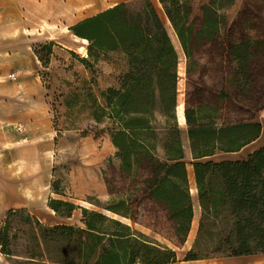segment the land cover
<instances>
[{
    "label": "trees",
    "instance_id": "16d2710c",
    "mask_svg": "<svg viewBox=\"0 0 264 264\" xmlns=\"http://www.w3.org/2000/svg\"><path fill=\"white\" fill-rule=\"evenodd\" d=\"M157 1V3H156ZM135 0L130 8L121 3L71 27L89 41L88 56L121 51L128 69L119 86L101 92L102 102L92 98V116L108 119L111 142L122 171L137 172L145 197L167 210L173 236L185 242L193 218L188 170L192 167L201 208L198 235L184 260L264 253V146L245 160L214 157L240 151L261 135L257 121L233 122L231 88L242 97L252 90L253 62L264 54V38L235 37L222 11L233 0H207L201 17L194 15L192 0ZM264 8V0H258ZM167 19L186 59L187 77L194 74L196 54L208 46L231 66L222 89L209 98L201 87L186 91L184 117L190 155L183 147L176 117L178 53L167 32ZM45 48H47L45 46ZM42 64L46 60L38 50ZM81 62L89 65V61ZM121 200L105 209L134 223L122 209ZM49 207L63 217L79 208L73 203L50 199ZM65 207L60 211L59 207ZM82 226L45 225L28 209L9 210L0 226V252L18 254L12 248L15 236L10 221L22 216L29 239L26 264H174L175 250L136 230L120 218L80 207ZM209 238L208 241L205 239ZM204 239V240H203ZM202 241L205 245L202 247ZM20 256V255H19Z\"/></svg>",
    "mask_w": 264,
    "mask_h": 264
},
{
    "label": "rangeland",
    "instance_id": "374dc122",
    "mask_svg": "<svg viewBox=\"0 0 264 264\" xmlns=\"http://www.w3.org/2000/svg\"><path fill=\"white\" fill-rule=\"evenodd\" d=\"M115 1L111 0V2ZM134 1L129 0L126 3L130 8L126 19L127 27L131 25L133 19ZM206 1L192 0L194 15L199 16V6ZM229 1L225 0V2ZM86 2V0H78L77 13L74 15L78 22L96 15V12L103 8ZM259 3L258 0H233V4L225 7L222 13L227 19L232 35L248 36L253 39L264 38V8L258 7ZM74 9L72 7L70 10L73 12ZM69 16V7L62 8L60 17L54 25L58 36H47L45 43L37 45L35 49H39L42 58L46 60L43 64L45 70L41 76L49 91L55 136L54 159L51 166L52 199L70 202L79 207L73 212L72 223L75 225L82 226L80 207H85L120 218L151 238L155 233L169 236L172 233V225L154 212L153 206L141 188V174L135 171L133 173L122 171L121 161L119 163L120 159L115 156L116 151L111 152L107 148L106 141L111 142L109 120L102 119L97 122L92 116L91 95L102 102L100 95L102 91L119 86L121 76L128 69L127 57L121 51H111L98 55L96 60L90 58L89 41L83 43L81 38L69 32L66 21ZM68 47L72 51H69ZM54 49L58 54H54ZM51 54L56 58V64L52 66ZM178 57V64L179 61L183 63V71L178 73L181 98H184L183 93L192 91L195 87H201L204 95L213 98L230 77L231 66L218 51L209 53L205 49H200L196 54L197 64L193 66L194 74L189 77L185 73L186 59L184 56L180 58L179 53ZM82 59L88 60L89 65L85 66L81 62ZM252 70L254 83L247 97H242L233 87L231 88L235 107L228 118L233 122L264 123V54L253 62ZM197 73L201 74L197 75ZM259 146L260 142L250 144L239 156L232 153L220 154L214 157V160H237L238 157L245 160L258 150ZM121 200L125 201L122 209L134 216L136 220L134 223L105 209ZM59 210L63 212L65 207L61 206ZM39 216L45 221L41 222L35 216L41 223L54 225L47 222L49 218L45 212L40 213ZM6 220L7 213L3 219H0L1 227L5 225ZM24 229L26 228L22 216L11 218L10 233L11 236L16 237L12 248L18 255L8 257L3 254L9 264H26L22 255L28 250L29 239L22 233ZM205 240L208 241L209 238ZM202 242L203 247L205 242ZM173 248L177 257L183 260L191 246L182 245Z\"/></svg>",
    "mask_w": 264,
    "mask_h": 264
},
{
    "label": "crops",
    "instance_id": "0c3cea01",
    "mask_svg": "<svg viewBox=\"0 0 264 264\" xmlns=\"http://www.w3.org/2000/svg\"><path fill=\"white\" fill-rule=\"evenodd\" d=\"M86 1L89 5L103 7L96 12L100 13L115 5L126 4L129 0ZM77 6L78 0H0V219H3L9 210L26 208L41 222L44 220L39 215L45 212L49 218L47 222L50 224H73L75 210L71 217H63L48 205L49 200L53 198L51 166L54 159L55 136L52 128L49 91L41 76L45 67L35 49L37 45L45 43L47 36H58L54 25L60 17L62 8L69 7L70 16L66 20L67 27L69 32L74 34L71 27L78 23L77 17L74 16L77 13ZM201 6L202 4L198 9L199 18L202 15ZM72 7L75 8L73 12L70 10ZM201 49L210 53L208 46ZM68 50L72 51L70 47ZM53 52L58 54L55 49ZM183 56L185 58L184 53ZM53 64H56V58L51 54V66ZM200 74L197 73V75ZM185 94L186 92L183 93L184 98H181L182 93L179 90L176 117L179 128L182 130L183 147L189 157L185 117L184 123H180L178 119L179 98L182 99L184 107ZM259 123L262 126L259 138L232 155L239 156L248 145L257 142H260L259 148L264 146V123ZM106 146L109 151H116L110 141H106ZM238 158L237 160H244V158ZM118 162L120 163V160ZM187 170L193 202V218L185 242L179 243L172 233L169 236L155 233L152 237L173 250H175L173 247L182 245L192 247L198 235L201 218L192 167L188 165ZM193 186L195 191L192 189ZM148 201L153 206L154 212L167 221V210L153 199L148 198ZM241 259L264 264V253L188 261L178 258L174 264L200 262L222 264ZM0 264H9L8 259L1 252Z\"/></svg>",
    "mask_w": 264,
    "mask_h": 264
},
{
    "label": "bare ground",
    "instance_id": "6f19581e",
    "mask_svg": "<svg viewBox=\"0 0 264 264\" xmlns=\"http://www.w3.org/2000/svg\"><path fill=\"white\" fill-rule=\"evenodd\" d=\"M166 29H167V32L176 48V50L178 51L179 53V56L180 58L183 57V53H182V50H181V47H180V44L178 42V39L176 37V34L170 24V22L166 19ZM81 41L83 43H86L87 40L84 39V38H81ZM178 71H183V63H181V61H179V64H178ZM180 73V72H179ZM183 101L181 98H179V104H178V119L180 121V123H184V114H183ZM192 178V176H191ZM193 191H195V187L193 186ZM198 264H216V263H213V262H200ZM222 264H257L256 262H252L250 261L249 259H241V260H237V261H231V262H227V263H222Z\"/></svg>",
    "mask_w": 264,
    "mask_h": 264
}]
</instances>
